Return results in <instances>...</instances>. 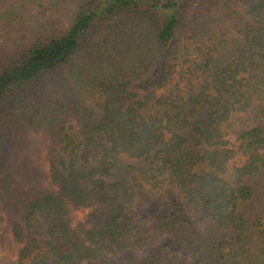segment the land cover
<instances>
[{"label":"trees","instance_id":"trees-1","mask_svg":"<svg viewBox=\"0 0 264 264\" xmlns=\"http://www.w3.org/2000/svg\"><path fill=\"white\" fill-rule=\"evenodd\" d=\"M0 39L15 264H264V0H0Z\"/></svg>","mask_w":264,"mask_h":264},{"label":"rangeland","instance_id":"rangeland-1","mask_svg":"<svg viewBox=\"0 0 264 264\" xmlns=\"http://www.w3.org/2000/svg\"><path fill=\"white\" fill-rule=\"evenodd\" d=\"M34 13L38 14H47V6L45 3H42L40 6H36L33 10ZM62 25L65 23L64 21L61 20ZM0 50L3 52H9L11 50V46L7 44L3 39H0ZM254 124H244V123H237L235 124L233 130L230 132L228 135L230 143L232 145H237L238 140L237 136L238 133L253 126ZM35 146L37 147V150H39V153H36L34 155V159L39 163V166L41 168H47L48 161L46 159V153H47V148L49 145V140L48 137L39 135L36 138V141H34ZM41 160V161H40ZM125 162L124 164H126ZM173 198L176 200V195H173ZM157 195L149 196L146 195L141 198L140 204L144 208V210L147 213V217L151 214L154 213L153 211L151 212L152 206L154 203H156ZM89 214V209H71L70 217H71V222L73 225H77L82 222H86L88 219ZM191 214V213H190ZM200 220H197L195 217L193 219L192 227L198 231V233H205V228L204 225L199 222ZM5 223V222H2ZM35 226L37 229L44 230L46 229V225L44 222L37 221L35 222ZM3 238V236H1ZM167 244L173 249L181 248V244L177 242V239H175L172 235H169L167 233H164L162 231H157L156 232V238L155 240L145 249H142L139 253L141 255H150L153 254L156 248H158L161 245ZM18 250V245H13L11 248H7V250H2L0 247V259L2 257L8 258L9 261L13 262L16 260V254ZM15 264V263H14Z\"/></svg>","mask_w":264,"mask_h":264}]
</instances>
